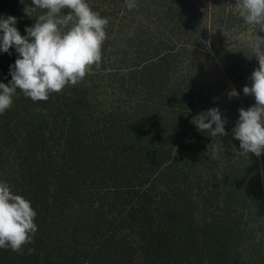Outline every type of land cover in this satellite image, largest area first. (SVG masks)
<instances>
[{
    "label": "trees",
    "instance_id": "trees-1",
    "mask_svg": "<svg viewBox=\"0 0 264 264\" xmlns=\"http://www.w3.org/2000/svg\"><path fill=\"white\" fill-rule=\"evenodd\" d=\"M86 2L109 19L121 66L47 101L17 90L0 115V181L38 213L34 243L0 249V264H264V154L236 156L232 135L239 108L255 104L243 87L259 67L256 26L236 0ZM30 6L0 0V17L26 35L45 11L29 17ZM212 107L228 135L190 122Z\"/></svg>",
    "mask_w": 264,
    "mask_h": 264
},
{
    "label": "clouds",
    "instance_id": "clouds-1",
    "mask_svg": "<svg viewBox=\"0 0 264 264\" xmlns=\"http://www.w3.org/2000/svg\"><path fill=\"white\" fill-rule=\"evenodd\" d=\"M126 5L129 10L138 7L136 0H126ZM232 6L229 3L226 7ZM235 7L246 25L264 31V0H236ZM37 9L45 11L34 25L26 26V35L16 27L15 16L0 17V52L11 55L10 49L15 48L18 54L9 66L11 80L7 84L0 82V115L11 108L17 90L33 102L47 101L50 94L83 81L93 65L100 67L107 17L93 11L86 0H31L24 12L32 17ZM257 31L253 54L259 67L251 73L250 84L243 87V94L254 96L255 104L239 108V118L232 129L233 138L239 141L235 153L240 157L264 154V37ZM239 95L235 88L228 92L229 98ZM190 122L197 131L212 138L228 135L227 118L222 117L219 107L202 111ZM37 215L29 200L0 181V249L22 253L25 245L34 243Z\"/></svg>",
    "mask_w": 264,
    "mask_h": 264
},
{
    "label": "rangeland",
    "instance_id": "rangeland-1",
    "mask_svg": "<svg viewBox=\"0 0 264 264\" xmlns=\"http://www.w3.org/2000/svg\"><path fill=\"white\" fill-rule=\"evenodd\" d=\"M36 11L38 12V9ZM64 30L66 31L67 29H64ZM110 33L111 32L106 30L107 38L104 41L103 46H102V61L100 64V66H102V64L107 63V65L109 66H106V68H99L100 69L99 72H98L97 67L92 66L91 70L86 74L83 81L77 84V86H79L80 88L84 86L89 87L91 85L93 89L98 88L97 86H95L96 84H99V83H96V79L98 80V82H100L101 80L108 78L107 74L109 75L110 73H116L117 72L116 68H119V66H121L120 62L115 61L116 60V57H115L116 55L114 53L115 48L111 47L113 43V39L112 37H110ZM109 57H110V61H108ZM107 67L109 68L107 69ZM111 70L112 72H110ZM101 84H102L101 86L104 88L107 83L103 81Z\"/></svg>",
    "mask_w": 264,
    "mask_h": 264
}]
</instances>
